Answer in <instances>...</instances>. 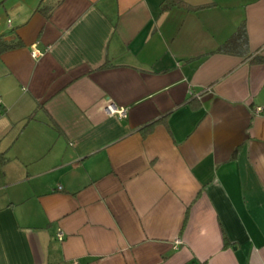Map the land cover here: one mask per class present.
I'll return each instance as SVG.
<instances>
[{"label":"crops","instance_id":"1","mask_svg":"<svg viewBox=\"0 0 264 264\" xmlns=\"http://www.w3.org/2000/svg\"><path fill=\"white\" fill-rule=\"evenodd\" d=\"M0 5V264H264V0Z\"/></svg>","mask_w":264,"mask_h":264},{"label":"built area","instance_id":"2","mask_svg":"<svg viewBox=\"0 0 264 264\" xmlns=\"http://www.w3.org/2000/svg\"><path fill=\"white\" fill-rule=\"evenodd\" d=\"M48 49H49V47H46L44 50H40L35 46V44H33L31 51H30V55H31V57L36 58V57L41 56ZM260 110H261V107L256 108V111L259 112ZM105 112L108 115L117 116L118 118H123L126 116L127 110L125 107L117 106L115 103H113L111 101H107L106 105H105ZM57 237H58V239H62L61 233L57 234ZM179 243H180V240L176 239L175 244H179Z\"/></svg>","mask_w":264,"mask_h":264},{"label":"trees","instance_id":"3","mask_svg":"<svg viewBox=\"0 0 264 264\" xmlns=\"http://www.w3.org/2000/svg\"><path fill=\"white\" fill-rule=\"evenodd\" d=\"M50 8H45V7H38V10L41 11L44 14H48ZM1 39V38H0ZM247 42V36H246V32L243 26H240L237 31L235 32V34L225 43L223 44L219 50L221 51H228L231 49H240L242 47H245ZM10 48V46H9ZM2 49H0L1 52Z\"/></svg>","mask_w":264,"mask_h":264},{"label":"rangeland","instance_id":"4","mask_svg":"<svg viewBox=\"0 0 264 264\" xmlns=\"http://www.w3.org/2000/svg\"><path fill=\"white\" fill-rule=\"evenodd\" d=\"M0 7H1V5H0ZM0 17H1V15H0ZM0 164H1V162H0ZM20 169H23V168H20ZM0 171H2V166L1 165H0Z\"/></svg>","mask_w":264,"mask_h":264}]
</instances>
